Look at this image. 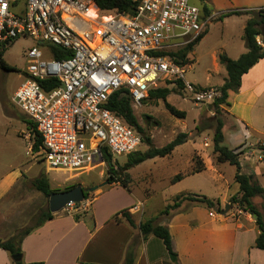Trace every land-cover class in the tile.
<instances>
[{"label":"built area","instance_id":"2783aa9c","mask_svg":"<svg viewBox=\"0 0 264 264\" xmlns=\"http://www.w3.org/2000/svg\"><path fill=\"white\" fill-rule=\"evenodd\" d=\"M209 23L190 0H137L134 15L106 17L93 0H0V50L20 38L37 44L25 53L24 80L12 103L35 125L42 161L80 171L103 164L104 151L134 153L140 134L106 108L119 90L137 108L150 90L180 82L194 103H214L220 90L187 82L185 66L168 56L192 44ZM91 203H68L61 212L82 216Z\"/></svg>","mask_w":264,"mask_h":264},{"label":"rangeland","instance_id":"374dc122","mask_svg":"<svg viewBox=\"0 0 264 264\" xmlns=\"http://www.w3.org/2000/svg\"><path fill=\"white\" fill-rule=\"evenodd\" d=\"M190 4L196 7L201 5L198 0H190ZM232 30H236L234 26ZM203 36L192 47L189 53L191 57L187 56L189 64L185 65L184 78L197 87L208 85L209 87L206 88L220 90L219 86L224 83L226 76L224 68L217 61L218 55L224 54L222 50H219L220 46L224 44L226 47L224 51L229 57L236 60L238 56L231 45L227 46L230 37L227 35L224 37L225 33L222 38L217 30L204 40H202ZM34 46L37 44L30 38L15 40L5 48L2 59L16 72H5L0 68V179L11 170L21 173V176L13 182L9 192L10 197L8 198L6 194V199L3 198L1 203L21 209L25 216L40 204L37 200L39 198L37 191L31 187L41 178L46 180L49 189L55 192H62L76 186L82 188L99 186L109 182L110 178L107 171L109 166L100 161H94L85 170L63 171L49 168L41 160L40 150L32 154L33 132L27 124V117L13 105L12 96L24 80L23 74L27 66L25 53ZM214 63L216 68L213 66ZM158 88L170 91L165 100L147 97L140 106L132 108L137 125L141 129V136L148 140L147 144L141 142L132 154L111 156V165L119 173L121 180H127L128 191L118 183L98 187L85 199L92 200L90 209L99 208L106 212L109 208H124L134 199L146 200L141 211L144 213L142 219L157 217L159 224L167 218L160 215L166 206L174 202L179 203L177 210L195 206L185 199L194 195L217 201L218 205L210 210L219 209V212H224L227 206L228 210L224 215L236 216L238 211H241L242 215L250 214L238 203L232 201L233 198H240L238 185L234 182L236 171L227 162H217L218 153L214 150L213 138L220 122L224 137L221 145L238 154L240 173L252 176L253 181L264 192V157L259 150L261 145L255 142L258 136L254 135L248 140L244 138L242 131L228 112L229 106H216L215 102L196 104L178 88L177 84H162ZM166 105L184 112L185 116L178 118L170 114ZM180 135L185 136L184 142L169 156L148 159L127 171H118L130 159L145 154L150 148H162ZM259 138L264 146V137ZM200 166L204 168L201 173L191 174L194 167ZM176 175H181L184 179L172 187L170 182ZM250 203L264 222V194L255 196Z\"/></svg>","mask_w":264,"mask_h":264},{"label":"crops","instance_id":"0c3cea01","mask_svg":"<svg viewBox=\"0 0 264 264\" xmlns=\"http://www.w3.org/2000/svg\"><path fill=\"white\" fill-rule=\"evenodd\" d=\"M203 4L210 12V23L202 40L217 30L221 38L224 33V37H230L227 46L231 45L236 56L246 53L242 35L249 17L233 15L219 18L230 12L245 13L263 9L264 0H203ZM233 26L236 29L234 31ZM257 40L261 43L260 37H256ZM224 48L222 44L219 50L235 60L226 54ZM213 66L216 68V63ZM206 87L209 86L200 88ZM227 101L228 112L244 138L248 140L254 135L258 136L255 142L263 146L259 137H264V59L242 76L238 92L229 95ZM20 174L17 170H11L0 179L1 242L36 224L43 213L49 212L48 198L34 186L31 188L37 191L40 204L27 216L21 209L1 203L3 198L6 199V194L10 197L13 182ZM183 179L171 186L174 187ZM145 202L134 199L124 208H109L106 212L89 207L87 213L77 218L63 212L52 214L51 220L41 223L21 241V261L24 264H123L129 251L132 264H175L170 261L161 240L154 236L142 238L139 225L147 221L142 219L144 213L141 212ZM121 211L128 213L134 226H130L121 215L115 219ZM159 225L168 229L177 264H264V253L255 247L259 231L255 217L250 214L242 215L238 211L236 216H229L217 210L190 206L176 209ZM0 264H13L9 254L1 249Z\"/></svg>","mask_w":264,"mask_h":264},{"label":"trees","instance_id":"16d2710c","mask_svg":"<svg viewBox=\"0 0 264 264\" xmlns=\"http://www.w3.org/2000/svg\"><path fill=\"white\" fill-rule=\"evenodd\" d=\"M201 4V13L203 17L210 16V12L205 4H203V0H198ZM94 5L101 16H109L116 14L123 15H134L135 7L137 5V0H93ZM233 15H247L249 19L247 20L242 35V41L244 42L246 53L239 56L236 60H232L228 58L224 54L218 55L217 61L220 66H222L226 72V78L224 80L223 85L220 87V98L216 99L215 105H226L229 106L228 97L231 94H236L240 88V81L244 74H246L255 64L258 63L259 60L264 59V8L259 9L257 11H249L245 13L240 12H230L220 16L219 19H223L225 17L233 16ZM204 35V34H203ZM198 37L192 44L186 46L185 48L177 51L176 53H169L168 56L171 60L179 66H185L189 64L187 60V56L192 51V47L196 45L201 37ZM256 37L261 38L262 45H258L256 42ZM9 47V46H8ZM7 48V47H5ZM2 48L0 50V68L5 72H16L14 69L8 67L2 59V53L5 50ZM178 88L182 89V85L180 82H176ZM170 93L169 90L165 88H157L150 90L148 92V98L156 99V100H165L167 95ZM167 111L178 117L183 118L185 116L184 112H180L175 110L173 107L166 105ZM106 108L113 113L116 117L121 119L126 125L131 128H134L141 136V129L137 125L136 118L133 114L132 106L130 98L125 90H119L117 92L112 93L107 101ZM30 127V131L33 132V144L31 147V152L37 153L40 150V157L42 160V144L41 139L37 132L35 131V125L28 121L27 123ZM222 124L219 122L218 127L216 128L213 142H214V150L218 153L217 162L224 163L227 162L230 166L235 168L234 182L238 185V193L240 198H233L232 201L238 203L242 207L244 211H248L252 216H255V223L258 228L259 234L255 239V247L261 250L264 253V222L260 219V217L256 214L250 200L255 196H263L264 192L261 187H259L255 181H253L252 176L242 175L240 173V165L238 162V154L233 153L228 148L222 146L223 142V134L221 132ZM185 136L180 135L174 141L167 144L166 146L159 149H149L145 154L137 155L134 159H130L129 162L123 168H120L118 171L128 170L129 168L136 166L145 160L153 159V158H164L169 156L172 151L179 145L184 142ZM148 140H145L141 136V142L147 144ZM259 150L264 157V146H260ZM102 160L106 165L109 166L108 173L110 174L108 184L118 183L122 188L128 191L127 180H121L119 173L114 170L111 165V156L107 154L106 151L102 153ZM203 166L194 167L191 171V174H197L203 171ZM183 179V176L176 175L172 180L171 184H175ZM35 189L40 192L44 197L48 198L50 194L54 193L49 189V185L46 180L43 178L34 182ZM74 187H69L65 189V191L70 190ZM87 195H85L84 199H86ZM190 201L195 206L204 207L205 209H213L218 205V202H214L211 199H208L204 196H190L185 198ZM179 207L178 202H174L170 206H166L161 212L160 215H164L168 217L170 215L171 210H176ZM219 212L220 210L217 209ZM121 215L126 219L130 226H134L131 221L128 213L126 211L119 212L117 216ZM77 218V217H76ZM52 214L49 212L43 213L38 222L28 228L20 230L14 237L11 239L1 242L0 241V249L6 251L13 264H24L21 261V250L20 243L24 237H26L32 230L41 225V223L51 220ZM139 230L142 235V238L145 239L148 236H154L155 238L161 240L171 262L177 264V255L172 249L171 238L168 232V229L165 226H160L157 223V217L149 219L147 221L142 222L139 225ZM132 256L128 251L123 264H132L133 262ZM29 264H42V263H29Z\"/></svg>","mask_w":264,"mask_h":264},{"label":"water","instance_id":"95a60500","mask_svg":"<svg viewBox=\"0 0 264 264\" xmlns=\"http://www.w3.org/2000/svg\"><path fill=\"white\" fill-rule=\"evenodd\" d=\"M105 184H108V182L91 188H82L81 186H76L67 191L52 193L48 197V210L51 214H57L65 207L66 204L80 203L84 200L85 195L94 192L98 187H102ZM227 210L228 207L225 206L224 212H222V214H225Z\"/></svg>","mask_w":264,"mask_h":264}]
</instances>
